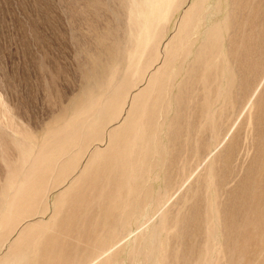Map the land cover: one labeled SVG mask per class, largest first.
I'll return each instance as SVG.
<instances>
[{"label":"rangeland","instance_id":"rangeland-1","mask_svg":"<svg viewBox=\"0 0 264 264\" xmlns=\"http://www.w3.org/2000/svg\"><path fill=\"white\" fill-rule=\"evenodd\" d=\"M149 1L0 0V264H264V0Z\"/></svg>","mask_w":264,"mask_h":264},{"label":"bare ground","instance_id":"bare-ground-1","mask_svg":"<svg viewBox=\"0 0 264 264\" xmlns=\"http://www.w3.org/2000/svg\"><path fill=\"white\" fill-rule=\"evenodd\" d=\"M144 1H145V0H143V2H144ZM154 1H155V0H154ZM156 1L158 2V0H156ZM165 1H166V0H165ZM139 2H141V0H139ZM149 2L152 3L153 0H152V1L150 0ZM159 2L162 3V1H160V0H159ZM168 2H169V0H168ZM144 3H145V2H144ZM155 3H156V2H155ZM160 3H159V4L157 3V4L160 6ZM166 4H167V3H166ZM166 4H165V5H166ZM161 5H162V4H161ZM152 6H154V5L152 4ZM162 6H163V5H162ZM157 7H158V6H157ZM157 7H155V8H157ZM164 7H165V6H164ZM152 8H153V7H152ZM155 8H154V11H155ZM159 8H160V7H159ZM159 8H158V10H159ZM160 9H161V8H160ZM152 10H153V9H152ZM152 10H151V12H154V11H152ZM158 10H157V12H158ZM159 11H160V10H159ZM162 11H163V9H162ZM155 12H156V11H155ZM136 13H138V12H136ZM160 13H161V11H160ZM155 14H157V13H155ZM155 14L152 13V16L154 15L155 17H152L151 15H150V16H151L152 18H156V15H155ZM160 15H162V14H160ZM137 16H138V15H137ZM137 16H136V17H133L134 20L137 18ZM150 16H148V18H149ZM138 17H139V16H138ZM145 17H146V15H145ZM160 17H161V16H160ZM160 17H159V18H160ZM140 18H141V17H140ZM143 18H144V16H143ZM152 18H150V21H151ZM138 19H139V18H138ZM156 19H158V18H156ZM156 19H155V20H156ZM139 20H140V19H139ZM139 20H138V21H139ZM141 20L143 21L142 18H141ZM147 20H148V19H147ZM153 20H154V19H152V22H151V23H150V21H149V23H150V24L154 23ZM155 20H154V21H155ZM135 21H136V20H135ZM138 21H137V22H138ZM156 21H157V20H156ZM156 21H155V23H156ZM139 23H141V22L139 21L138 24H139ZM142 23H143V22H142ZM142 23H141V25H142ZM149 23H148L147 25H149ZM138 24L136 23L137 26H138ZM141 25H140L139 27H141ZM153 26H154V24H153ZM139 27H138V28H139ZM144 27H146V25H145ZM151 27H152V26H151ZM147 28L149 29L150 26H148ZM147 28H145V30H147ZM139 29H140V28H139ZM140 30H142V29H140ZM145 30H144V31H145ZM142 31H143V30H142ZM150 31H151V30H149V32H150ZM149 32H148V33H149ZM139 33H140V31H139ZM142 33H144V32H142ZM146 34H147V33H146ZM153 34H154V33H153ZM142 35H144V34H142ZM139 36H140V35H139ZM146 36H147V35H146ZM146 36H145L144 38H147ZM141 37H142V38H140V39H143V36H141ZM149 37H150V36H149ZM151 37H152V36H151ZM154 41H155V40H154ZM140 42H141V41H140ZM143 42H144V40H143ZM139 44H140V43H139ZM143 44H144V43H143ZM146 45H147V44H146ZM145 47H147V46H145ZM145 47H143V48H145ZM141 48H142V47H141ZM141 56H142V55H141ZM124 58H125V57H124ZM130 58H131V57H130ZM130 58L127 59L128 62L131 61V60H129ZM130 63H131V62H129V65H130ZM122 72H123V71H122ZM115 73H116V72H115ZM116 74H117V73H116ZM116 74H115V76H116ZM115 76H114V78H115ZM116 77H117V76H116ZM106 78H107V77H106ZM115 79H116V78H115ZM111 81H112V83L114 84V81H113V80H111ZM111 81H110V83H108L109 86H111V84H112ZM118 81H119V80H118ZM113 84H112V85H113ZM118 84H119V83H118ZM116 86H117V85H116ZM123 86H124V85H123ZM100 88L102 89L103 87H100ZM107 88H108V87H107ZM110 88H111V87H110ZM96 89H97V88H96ZM101 89H100V90H101ZM104 89H105V88H104ZM104 89L102 90V92L105 91ZM107 90H109V89H107ZM107 90H106V91H107ZM107 92H108V91H107ZM105 93H106V92H105ZM98 98H99V97H98ZM96 99H97V98L94 97V100H95V101H96ZM101 99H103V98L101 97ZM101 99H99V100H101ZM99 100H98V101H99ZM95 101H93V102H94L95 104H97L98 101H96L97 103H96ZM101 101H102V100H101ZM101 101H99V103H100ZM254 101H255V99H254ZM87 103H88V102H87ZM99 103H98V106L100 105ZM101 103H102V102H101ZM90 104L93 105L91 102H90ZM75 106H76V105H75ZM80 106H81V104H80ZM84 107H86V106H84ZM100 107H101V106H100ZM100 107H99V109H100ZM89 108H90V107H89ZM93 108H94L93 106H92V109L90 108V109L92 110V113H93V110H94ZM90 109H88V110H90ZM95 109L97 110L96 107H95ZM76 110H77V109H76ZM80 110H81V109H80ZM88 110H87V111H88ZM91 110H90V111H91ZM82 111H84V109H83ZM87 111H86V112H87ZM101 111H102V107H101ZM78 112H79V111H78ZM84 112H85V111H84ZM84 112H82V113H84ZM82 113L79 114V115L82 116V115H83ZM92 113H90V114H92ZM100 113H103V112H100ZM93 114H95V113H93ZM93 114H92V116H93ZM71 115H72V114H71ZM84 115H85V114H84ZM95 115H97V114H95ZM62 116H63V115H62ZM67 116H68V115H67ZM87 116H90V115H87ZM87 116H86V117H87ZM97 116H98V115H97ZM97 116H96V118H97ZM100 116H101V115L99 114V118H101ZM103 116H104V115H103ZM103 116H102V118H103ZM83 118H84V117H83ZM87 118H88V117H87ZM87 118H86V119H87ZM92 118H93V117H92ZM84 119H85V118H84ZM84 119H83V120H84ZM88 119H89V118H88ZM90 119H91V116H90ZM103 119H105V118H103ZM75 120H76V118H75ZM75 120L73 119V120H72L73 122H71V121L66 122L65 126H63V131H66V132H67V130H68L69 133H71V132L75 133V132H76V131H75L76 128H78V127H76L77 124H76V125L71 124V123H76V122H74ZM96 120H97V119H96ZM99 120H100V119H99ZM62 121H63V120H62ZM65 121H66V120H65ZM85 121H86V120H85ZM85 121H83V122H85ZM89 121H90V120H89ZM97 121H98V120H97ZM87 122H88V120H87ZM87 122H86V123H87ZM91 122H94V119H93V121H91ZM67 123H69V124H67ZM86 123H85V124H86ZM79 124H80V123H79ZM85 124H83V125H85ZM92 124H93V123H92ZM95 126H96V125H95ZM95 126H92V128L95 127ZM101 126H102V125H101ZM101 126H100V127H101ZM82 127H83V126H82ZM85 127H86V126H85ZM98 127H99V126H98ZM92 128H91V129H92ZM88 129H89V128H88ZM100 129H101V128H100ZM83 130H85V129H83ZM59 132H60V131H59ZM61 132H62V131H61ZM77 132L79 133V131H77ZM77 132H76V133H77ZM80 132H81V131H80ZM76 133H75V134H76ZM71 134H72V133H71ZM75 134H74V136H75ZM84 134H85V133H84ZM66 135H68V134H66ZM74 136H73V137H74ZM62 137H63V136H62ZM69 137L72 139V135H70ZM85 137H86V136H85ZM85 137H84V138H85ZM64 138H65V137H64ZM227 139H228V138H227ZM43 140H44V139H43ZM45 140H47V139H45ZM62 140H63V139H62ZM65 141H66V140H65ZM79 141H80V139H79ZM224 141H225V140H224ZM66 142H69V141H66ZM98 142H99V141H98ZM56 143H57V142H56ZM72 143H73V142H72ZM44 145H45V144H44ZM75 145H76V144L74 143V146H75ZM53 146H54V145H53ZM43 147H44V146H43ZM43 147H42V149H43ZM72 147H73V144H72ZM218 147H219V146H218ZM70 148H71V147H70ZM73 148H74V147H73ZM32 149H34V148H32ZM45 149H46V148H45ZM56 150H57V149H56ZM68 150H69V148H68ZM37 151H38V150H37ZM45 151H46V150H45ZM24 152H25V151H24ZM35 152H36V151H35ZM61 152H62V151H61ZM67 152H68V151H67ZM38 154H39V152H38ZM42 154H43V152H42ZM64 154H65V153H64ZM45 155H46V153H45ZM32 156H33V155H32ZM41 156L43 157L44 155H41ZM63 156H64V155H63ZM37 157H38V156H37ZM39 157H40V156H39ZM39 157H38V158H39ZM108 157H109V156H108ZM30 158H31V156H30ZM30 158H29V159H30ZM34 159H35V158H34ZM34 159H33V160H34ZM40 159H41V158H40ZM60 159H61V158H60ZM37 160H38V159H37ZM37 162H38V161H37ZM26 163H27V162H26ZM35 163H36V162H35ZM27 164H28V163H27ZM27 164H26V165H27ZM47 165H48V164H47ZM43 166H44V165H43ZM71 166H72V165H71ZM27 167H29V166H27ZM27 167H26V168H27ZM31 168H32V167H31ZM33 168H34V167H33ZM23 169H24V168H23ZM27 169H28V168H27ZM27 169H26V170H27ZM24 170H25V169H24ZM30 170H31V169H30ZM33 171H34V169L32 170V172H33ZM35 171H36V169H35ZM37 172H38V171H37ZM22 173H23V172H22ZM26 173H27V171L24 172V174H26ZM20 174H21V173H20ZM33 174H34V173H32V175H30V176H33ZM28 176H29V175H28ZM20 177H21V176H20ZM26 177H27V176H26ZM24 178H25V175H24ZM24 178H23V179H24ZM32 178H34V176H33ZM13 179H14V178H13ZM18 179H19V176H18ZM20 179H21V178H20ZM27 179H29V177H27ZM27 179L25 178L24 180H27ZM56 179H57V178H56ZM29 180H31V179H29ZM18 181H21V180H18ZM31 181H32V180H31ZM7 182H8V181H7ZM24 182H25V181H24ZM27 182H28V181H27ZM20 183H22V181L19 182V184H20ZM29 183H30V182H29ZM23 184H25V183H23ZM26 185H27V183H26ZM20 186H21V185H20ZM22 186L24 187V185H22ZM17 188H18V187H17ZM25 188H27V186H26ZM10 189H11V188H10ZM15 189H16V188H15ZM18 189L22 190L23 188H22V189H21V188H18ZM15 191H16V190H15ZM11 192H12V191H11ZM17 192H19V191L17 190ZM21 192H22V191H20L19 193H21ZM41 192H42V191H41ZM19 193H17V194L19 195ZM13 195H14V193L12 194V197H11V198H12V200H15V199H16L15 197H17V196H15V195H16V194H15V195H14V196H15V197H14L15 199H14V198H13ZM10 196H11V195H10ZM169 200H170V199H169ZM25 202H26V201H25ZM7 204H8V203H7ZM8 208H9V206H8ZM8 208L5 207L4 209H8ZM150 221H151V220H150ZM4 224H5V223H4ZM1 225H2V224H1ZM18 230H19V229H18ZM116 246H117V245H116ZM106 252H107V251H106ZM98 259H99V257H98ZM4 263H5V262H4Z\"/></svg>","mask_w":264,"mask_h":264}]
</instances>
